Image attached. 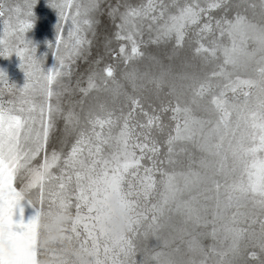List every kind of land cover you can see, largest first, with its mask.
<instances>
[{
    "label": "snow or ice",
    "instance_id": "snow-or-ice-1",
    "mask_svg": "<svg viewBox=\"0 0 264 264\" xmlns=\"http://www.w3.org/2000/svg\"><path fill=\"white\" fill-rule=\"evenodd\" d=\"M37 5L0 2V264H264V0H48L47 71Z\"/></svg>",
    "mask_w": 264,
    "mask_h": 264
},
{
    "label": "rangeland",
    "instance_id": "rangeland-1",
    "mask_svg": "<svg viewBox=\"0 0 264 264\" xmlns=\"http://www.w3.org/2000/svg\"><path fill=\"white\" fill-rule=\"evenodd\" d=\"M0 2L10 3L11 0H0ZM37 16L34 28L27 33L36 45L37 58L45 57L43 68L47 71L49 68L54 67L56 64L55 58L49 48L50 44H55L56 40V24L58 22V15L54 9L48 5V0H38V5L34 8ZM0 32H2V25H0ZM21 60L14 53L10 57H0V71L4 72L10 83L22 87L25 83V72L20 68ZM24 208L23 219L25 222L35 214V209L21 202ZM20 214H17L14 219H19Z\"/></svg>",
    "mask_w": 264,
    "mask_h": 264
},
{
    "label": "clouds",
    "instance_id": "clouds-1",
    "mask_svg": "<svg viewBox=\"0 0 264 264\" xmlns=\"http://www.w3.org/2000/svg\"><path fill=\"white\" fill-rule=\"evenodd\" d=\"M111 205L114 209V214L112 218L108 221V227L112 234L118 235L127 230V217L128 213L125 209L120 207L119 197L114 196L111 201ZM69 217L65 214H61L58 216L55 221L50 224V228L52 229L51 234L45 236L44 243L47 244L52 240H60V226L65 224Z\"/></svg>",
    "mask_w": 264,
    "mask_h": 264
}]
</instances>
